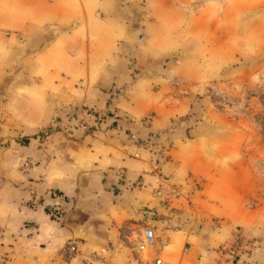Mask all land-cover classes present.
Here are the masks:
<instances>
[{
    "label": "crops",
    "instance_id": "1",
    "mask_svg": "<svg viewBox=\"0 0 264 264\" xmlns=\"http://www.w3.org/2000/svg\"><path fill=\"white\" fill-rule=\"evenodd\" d=\"M179 3L0 0V264H264L245 131L206 99L208 43L149 16Z\"/></svg>",
    "mask_w": 264,
    "mask_h": 264
},
{
    "label": "rangeland",
    "instance_id": "2",
    "mask_svg": "<svg viewBox=\"0 0 264 264\" xmlns=\"http://www.w3.org/2000/svg\"><path fill=\"white\" fill-rule=\"evenodd\" d=\"M175 1L182 6L178 13H153L150 19L166 15L162 24L171 32L207 41L200 61L213 74L206 99L245 131L242 149L256 172L251 202L264 205V0Z\"/></svg>",
    "mask_w": 264,
    "mask_h": 264
},
{
    "label": "built area",
    "instance_id": "3",
    "mask_svg": "<svg viewBox=\"0 0 264 264\" xmlns=\"http://www.w3.org/2000/svg\"><path fill=\"white\" fill-rule=\"evenodd\" d=\"M81 126L88 128L87 124L83 122ZM157 183H159V177L156 178ZM156 242V234L155 230L151 226H145L141 233V237L139 241L137 242V247L139 249H143L144 247L153 245ZM67 247L69 248L70 251H74L76 249V244L75 241L70 239L67 241ZM240 248V244L237 243V246L233 247H223L222 250L223 252L229 253V255L233 258H235L238 254V250ZM148 264H161V258L160 257H155L152 259Z\"/></svg>",
    "mask_w": 264,
    "mask_h": 264
}]
</instances>
